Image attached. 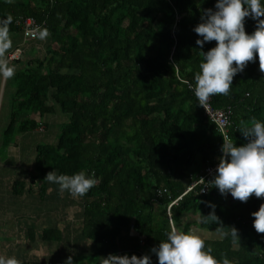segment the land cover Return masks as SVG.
<instances>
[{
    "label": "trees",
    "instance_id": "obj_1",
    "mask_svg": "<svg viewBox=\"0 0 264 264\" xmlns=\"http://www.w3.org/2000/svg\"><path fill=\"white\" fill-rule=\"evenodd\" d=\"M216 2L0 0V22L11 18L9 35H21L25 45L18 21L32 19L40 28L36 41L48 42L44 58L30 59L8 79L15 93L2 148L18 136L43 132L33 115L68 116L56 144L37 146L35 165L44 187L53 170L95 174L96 186L79 197L83 228L76 241L88 243L86 264H100L109 254L151 255L166 240L171 222L178 227L190 215L199 216L195 226L200 230L221 234L203 239L205 250L218 260L264 264V233L256 232L251 215L264 199L253 195L242 203L222 196L214 185L207 194L201 187L185 194L202 169L219 163L227 142L193 91L201 51L215 46L213 41L199 49L193 29ZM245 29L253 32L255 21L246 19ZM45 30L48 35L41 38ZM20 44L14 50L22 51L17 64L25 48ZM213 99L215 108L234 111L229 142L246 144L242 129L264 121V72L258 58L234 77L228 95ZM208 203L215 205L219 221L203 217L212 211ZM193 225L183 231L191 232ZM232 227L239 239L231 235ZM63 236L57 229L45 234L53 241ZM152 261L158 264L156 256Z\"/></svg>",
    "mask_w": 264,
    "mask_h": 264
},
{
    "label": "clouds",
    "instance_id": "obj_2",
    "mask_svg": "<svg viewBox=\"0 0 264 264\" xmlns=\"http://www.w3.org/2000/svg\"><path fill=\"white\" fill-rule=\"evenodd\" d=\"M8 21L0 22V78L14 77L16 66L10 65L5 56L11 46L8 33ZM246 19L255 21V30L246 32ZM199 49L206 43L215 42L207 52L201 51L203 61L195 74L194 94L201 105L217 94L228 95L233 79L243 73L249 62L259 61L264 72V0H217L214 8L204 10L201 22L194 27ZM48 35L41 33V38ZM242 135L248 142L237 147L231 142L222 145L216 175L210 184L218 189L222 196L246 203L251 196L264 199V121H255L252 126L242 129ZM227 138H225L226 140ZM45 180L59 186L60 192H68L75 197L85 196L96 186L95 174L83 171L72 175L47 173ZM212 211L203 216L206 220H218L215 205L208 203ZM253 227L258 233H264V203L253 212ZM233 238H238V230L231 228ZM166 240L151 249L158 264H231L227 257L217 259L211 249L205 250V241L193 232H184L172 228L166 234ZM0 264H20L14 256L0 255ZM65 264H74L71 256ZM100 264H153L149 255L109 254L100 259Z\"/></svg>",
    "mask_w": 264,
    "mask_h": 264
},
{
    "label": "crops",
    "instance_id": "obj_3",
    "mask_svg": "<svg viewBox=\"0 0 264 264\" xmlns=\"http://www.w3.org/2000/svg\"><path fill=\"white\" fill-rule=\"evenodd\" d=\"M12 51H6V58ZM8 91L9 106L3 121L0 118V255L14 256L24 264L64 262L69 256L74 264H86L88 243L76 241L83 228L79 197L60 192L56 184L48 182L44 187L45 182L38 175L36 148L42 144L43 132L36 130L18 136L5 151L2 148L11 118L15 85L0 78V103L1 95ZM198 217L186 216L178 230L183 231L186 224L194 222L191 232L202 239L221 237L218 231L208 233L195 226ZM53 229L60 231L64 238L47 240L45 234Z\"/></svg>",
    "mask_w": 264,
    "mask_h": 264
},
{
    "label": "built area",
    "instance_id": "obj_4",
    "mask_svg": "<svg viewBox=\"0 0 264 264\" xmlns=\"http://www.w3.org/2000/svg\"><path fill=\"white\" fill-rule=\"evenodd\" d=\"M18 25L23 26L25 41L33 42L36 41L38 38H40V28L34 20L27 19L23 21L20 19L18 21ZM21 55H22V51L16 50L12 52L7 59L9 62H16L20 59ZM213 96H211L206 103L201 105V108L204 112L205 117L217 127L218 131L223 135L224 138H227L226 141L229 142L230 141L229 129L232 126V118L234 115V111L231 107H227L223 109L215 108L213 102L214 100ZM217 166L218 163L215 165L207 166L203 174L198 179L193 181L191 185H189L185 194H189L190 192L195 191L199 187H201L202 189L201 191L202 194H207V192L210 189V186L212 185L210 184V182L213 180L214 176L216 175ZM159 194H161V192H159ZM178 201L179 200H176L171 203L168 209L169 214L172 206L175 205ZM172 228L175 227H174V223L171 222V229ZM149 256H151V258L153 259L155 254L152 253ZM47 264H65V263L57 262V263H47Z\"/></svg>",
    "mask_w": 264,
    "mask_h": 264
},
{
    "label": "rangeland",
    "instance_id": "obj_5",
    "mask_svg": "<svg viewBox=\"0 0 264 264\" xmlns=\"http://www.w3.org/2000/svg\"><path fill=\"white\" fill-rule=\"evenodd\" d=\"M9 39L11 40V46L7 49V50H15V48L18 46L19 43H22L20 45H22L23 47V56L20 60V64H17L16 62H12L11 65H15L16 66V70H21L24 67V64H26V62H28L30 59L32 58H44L46 55V50H47V46H48V42L47 40H40V41H36L34 43H30L27 42L25 45L22 42L23 39L21 38V35L19 34H11L9 35ZM11 54V53H10ZM2 97V101L0 103V118L3 121V118L6 114L7 111V107L8 105V100L7 98L9 97V91L7 93H3L1 95ZM35 115H33V119H36L38 121H41L43 123V136L44 138L42 139V144H50V145H54L57 143L58 141V135L60 132V127L62 124H67L68 123V116L61 114L60 112H57L55 115H48L45 116L43 119L39 118L38 116L35 118ZM5 151V150H4ZM4 154V153H3ZM5 158V157H4ZM205 170V168H204ZM203 170V172H204ZM193 181V180H192ZM158 218L162 217L163 214H158ZM174 227L176 229H178L177 226L174 225Z\"/></svg>",
    "mask_w": 264,
    "mask_h": 264
}]
</instances>
